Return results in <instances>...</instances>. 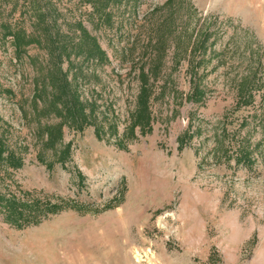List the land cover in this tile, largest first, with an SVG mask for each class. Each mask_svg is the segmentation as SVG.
<instances>
[{
    "label": "rangeland",
    "instance_id": "obj_1",
    "mask_svg": "<svg viewBox=\"0 0 264 264\" xmlns=\"http://www.w3.org/2000/svg\"><path fill=\"white\" fill-rule=\"evenodd\" d=\"M93 1L0 0V264H264V0Z\"/></svg>",
    "mask_w": 264,
    "mask_h": 264
},
{
    "label": "trees",
    "instance_id": "obj_2",
    "mask_svg": "<svg viewBox=\"0 0 264 264\" xmlns=\"http://www.w3.org/2000/svg\"><path fill=\"white\" fill-rule=\"evenodd\" d=\"M95 3L97 4L96 0H94L92 2V6L93 8L96 10L98 7V4L95 5ZM16 20L13 22H1L0 24V44H4V37L6 35H10L11 37V41L10 44L12 45V49H13V57L16 60L21 59L22 54L25 53L26 50V46L31 43V42H36V40H38V33L40 35H44L45 38H47L48 40H52V38H54V36L50 33H48V30L46 29L47 26H49L48 23H45L46 27L44 25L39 24L38 20L36 22H34V24H38L39 27L43 28V32H37L34 33V29L33 28L31 31L25 30V28L23 26H18L16 24ZM86 31L83 29V31L81 32V34H85V37L88 40L89 45L81 48L80 47H76L78 49H80L78 51V53L82 54L83 57H94V58H100L102 56V52L101 49L99 48L98 44L95 42V40L87 35V33H85ZM57 37V36H55ZM54 41H58V40H54ZM84 43V45H86L85 41H82ZM81 43V40L80 42ZM61 54V52L58 50L56 52V54L53 57H59ZM48 100L50 101V105H52L55 110H58L57 115L59 116V121H57V123H54L53 125H45L43 126L42 129H36L33 133L37 136V138L39 139V137H41L40 141V146L39 148L36 150L34 157L38 158L40 161H43V158H46V155L44 152V148L46 146H50L51 148H53L51 155L55 156V158H59L60 161L64 160V158H66L68 156V152H69V148H68V143L65 145H62L61 147H59L58 149H56V143L60 142V138H61V128L60 125L62 122H66L67 125H70L72 127H77V128H81V126L83 125L84 120L87 117V112L84 113L82 111V104L80 102V100L78 99V97L73 94L70 93L69 96H59V95H55V93H52L50 95L49 98H47L45 101L42 100V103L47 104ZM143 120L146 119V117L144 116L143 113ZM1 145H0V150H1ZM232 151L234 153H236L235 157H240L241 155H243L244 153L239 151L237 149V147H231ZM245 157V155H244ZM237 160L240 161V158H237ZM10 162V161H9ZM12 164V162H10ZM17 164H19V160L17 162H14ZM51 162L48 161L47 166H50Z\"/></svg>",
    "mask_w": 264,
    "mask_h": 264
}]
</instances>
